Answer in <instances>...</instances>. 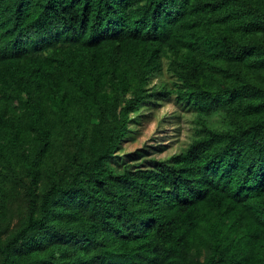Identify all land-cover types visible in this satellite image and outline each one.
<instances>
[{"label":"trees","instance_id":"16d2710c","mask_svg":"<svg viewBox=\"0 0 264 264\" xmlns=\"http://www.w3.org/2000/svg\"><path fill=\"white\" fill-rule=\"evenodd\" d=\"M0 264H264V0H0Z\"/></svg>","mask_w":264,"mask_h":264},{"label":"rangeland","instance_id":"374dc122","mask_svg":"<svg viewBox=\"0 0 264 264\" xmlns=\"http://www.w3.org/2000/svg\"><path fill=\"white\" fill-rule=\"evenodd\" d=\"M164 79L168 80L169 76L166 75ZM154 82H158V79ZM194 118L192 111L184 109L173 99L144 108L140 122L134 124L133 134L123 142L121 154L125 157L143 148L148 153V159H160L180 152L191 142Z\"/></svg>","mask_w":264,"mask_h":264}]
</instances>
